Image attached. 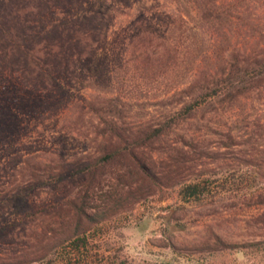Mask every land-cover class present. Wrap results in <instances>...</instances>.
Here are the masks:
<instances>
[{"label": "rangeland", "instance_id": "374dc122", "mask_svg": "<svg viewBox=\"0 0 264 264\" xmlns=\"http://www.w3.org/2000/svg\"><path fill=\"white\" fill-rule=\"evenodd\" d=\"M200 1L110 7L63 105L0 151V264H264V75L232 97L202 90L227 76L204 75L215 64L264 57V0H222L210 19ZM3 3L31 18L84 10ZM150 124L166 130L142 140Z\"/></svg>", "mask_w": 264, "mask_h": 264}, {"label": "trees", "instance_id": "16d2710c", "mask_svg": "<svg viewBox=\"0 0 264 264\" xmlns=\"http://www.w3.org/2000/svg\"><path fill=\"white\" fill-rule=\"evenodd\" d=\"M130 1L68 0L70 4L80 3L84 8L80 15L57 16L55 13H40L35 18L23 13L10 15L1 8L3 2L11 3V0L0 2V151L6 146L8 148L15 145L26 118H36L63 105L65 96L70 92L67 75H73L79 68L78 65L83 60L80 52L93 47L95 33L100 24L108 28L106 18L109 8H117V4ZM42 4L50 5L49 0H40L38 6H43ZM221 5L222 0L200 1L202 13L209 19L220 11ZM231 20L229 18V21ZM38 22L41 25H38ZM48 22H52V25H47ZM216 67L215 64L204 75L227 76L206 79L202 90L211 89L210 93L206 94L209 97L218 96L222 94L221 91L224 95L232 97L240 94L245 82L243 75H249L251 72L264 75V57L250 56L245 60L238 57L222 72ZM192 98L194 101H185L184 107L177 112L191 111L202 103L198 95H193ZM165 128L150 124L144 132L146 138L142 135L139 138L152 140L160 136ZM118 136L124 139L123 133L118 132ZM115 154L118 152L107 153L104 161L114 158ZM141 167L148 177L154 178L152 170L144 164H141ZM88 187L86 184L81 199H86L90 194ZM184 188L190 195L203 193L197 182L186 183ZM140 193L141 191H133L134 196H140ZM86 216L91 222L101 220L97 212Z\"/></svg>", "mask_w": 264, "mask_h": 264}]
</instances>
